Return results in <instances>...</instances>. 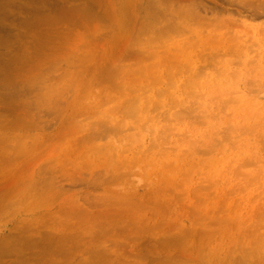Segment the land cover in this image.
Segmentation results:
<instances>
[{"label": "rangeland", "instance_id": "374dc122", "mask_svg": "<svg viewBox=\"0 0 264 264\" xmlns=\"http://www.w3.org/2000/svg\"><path fill=\"white\" fill-rule=\"evenodd\" d=\"M0 5V264H264V0Z\"/></svg>", "mask_w": 264, "mask_h": 264}, {"label": "bare ground", "instance_id": "6f19581e", "mask_svg": "<svg viewBox=\"0 0 264 264\" xmlns=\"http://www.w3.org/2000/svg\"><path fill=\"white\" fill-rule=\"evenodd\" d=\"M0 6H1V5H0ZM194 12H195V11H194ZM184 13L186 14V12H184ZM184 13H183V14H184ZM192 13H193V11H192ZM195 14H196V13H195ZM185 16H187V15H185ZM188 16H189V15H188ZM188 16H187V17H188ZM199 16H200V15H199ZM185 51H186V50H185ZM187 56H188V55H187ZM176 57H177V56H176ZM180 58H181V57H180ZM170 59H171V58H170ZM176 59H179V58H176ZM166 60L168 61L169 59H166ZM172 60H173V59H172ZM174 60H175V59H174ZM175 61H177V60H175ZM181 61H182V60H181ZM181 61H180V62H181ZM180 62H178V63H180ZM175 63H177V62H175ZM156 64H157V63H156ZM186 64H187V62H186ZM175 65H176V64H175ZM173 66H174V65H173ZM174 67H175V66H174ZM189 67H190V66H189ZM180 68H181V67H180ZM176 69H178V68H176ZM184 69H186V68H184ZM195 69H196V68H195ZM182 70H183V69H182ZM182 70L180 69L179 72L181 73ZM148 71H149V70H148ZM184 71H186V70H184ZM195 71H196V70H195ZM197 71H198V70H197ZM190 72H191V71H190ZM192 72H193V71H192ZM147 73H148V72H147ZM150 73L152 74V72H150ZM171 73H172V72H171ZM136 74H137V73H136ZM151 74H150V75H151ZM166 74H167V73H166ZM173 74H174V73H173ZM130 75H131V74H130ZM128 76H129V75H128ZM142 76H143V75H142ZM175 76H176V73H175ZM150 77H151V76H150ZM167 77H168V76H167ZM171 77L173 78L174 75H172ZM188 77L191 78L192 75L190 76V74H189ZM146 78H147V77H146ZM157 78L159 79V77H157ZM190 78H187V79H190ZM133 79H134V78H133ZM137 79H139V78L137 77ZM123 80H124V78H123ZM156 80H157V79H156ZM171 80H172V79H171ZM136 81H137V80H136ZM146 81H147V79H146ZM159 81H160V79H159ZM172 81L174 82L175 80H172ZM172 81H171V82H172ZM184 81H186V79H184ZM190 81H193V80H190ZM195 81H196V82H195L196 84H200V83H198L199 79H198V81H197V80H195ZM207 81H208V80H207ZM151 82H152V81H151ZM154 82H156V81H154ZM186 82H187V81H186ZM199 82H201V80H200ZM152 83H153V82H152ZM159 83H160V82H159ZM167 83H168V82H167ZM175 83H176V82H175ZM192 83H194V82H192ZM201 83H204V84H203L204 86H205V84H206L204 81L201 82ZM208 83H209V81H208ZM150 84H151V83H150ZM157 84H158V83H157ZM160 84H161V83H160ZM171 84H172V83H171ZM171 84H170V85H171ZM210 84H211V82H210ZM147 85H148V84H147ZM175 85H176V84H175ZM185 85H187L186 87L190 86L189 82L185 83ZM212 85H213V84H212ZM128 86H129V85H128ZM148 86H149V85H148ZM181 86H182V85H181ZM181 86H180V88H181ZM193 86H194V88L197 87V86H195V84H194ZM209 86H210V85H209ZM145 87H146V86H145ZM175 87H176V86H175ZM186 87H184V88H186ZM190 87H191V86H190ZM190 87H189V88H190ZM198 87H199V86H198ZM213 87H214V86H213ZM213 87H212V88H213ZM171 88H172V87H171ZM212 88H211V90H213ZM164 89H166V88H164ZM178 89H179V88H178ZM216 89H218V88H216ZM137 90L139 91L140 89H137ZM190 90H191V89H190ZM190 90H189V91H190ZM208 90H209V89H208ZM208 90H207V91H208ZM163 91H164V90H163ZM183 91H184V90H183ZM185 91H187V88H186ZM194 91H195V90H194ZM204 91H205V90H204ZM213 91H214V90H213ZM216 91H217V90H216ZM143 92H144V91H143ZM164 92H165V91H164ZM187 92H188V91H187ZM187 92H184V93H187ZM196 92H198V91H196ZM214 92H215V91H214ZM131 93H133V92H131ZM161 93H163V92H161ZM182 93H183V92H182ZM190 93H191V92H190ZM199 93H201V92H199ZM204 93H205V92H204ZM215 93H216V92H215ZM143 94H144V93H143ZM196 94H197V93H195V95H196ZM206 94H207V93H206ZM211 94H212V93H211ZM220 94H221V93H220ZM220 94H219V95H220ZM184 95H186V94H184ZM188 95H189V93H188ZM221 95H222V94H221ZM206 96H210V95L207 94ZM215 96H216V94H215ZM187 97H188V96H187ZM189 97H190V96H189ZM197 97H198V94H197ZM200 98H202V95H201ZM208 98H209V97H208ZM210 98H211V97H210ZM217 98H218V97L216 96V99H217ZM145 99H146V98H145ZM212 99H213V97H212ZM212 99H211V100H212ZM214 99H215V97H214ZM214 99H213V100H214ZM220 99H221V98H220ZM175 100H176V99H175ZM190 100H191V99H190ZM198 100H199V99H198ZM211 100H210L209 102H211ZM135 101H136V98H135ZM155 101H156V100H155ZM196 101H197V100H196ZM218 101H219V100H218ZM125 102H126V101H125ZM157 102H159V100H157ZM169 102H170V101H169ZM171 102H172V101H171ZM177 102H178V101H177ZM198 102H199V101H198ZM198 102H197V103H198ZM209 102H208V104H209ZM136 103H137V101H136ZM178 103H179V102H178ZM193 103H194V102H193ZM200 103H201V102H200ZM123 104H124V103H123ZM220 104H221V103H220ZM224 104H225V103H224ZM152 105H153V104H152ZM159 105H160V103H159ZM201 105H202V104H201ZM124 106H125V105H124ZM161 106H162V104H161ZM182 106H183V105H182ZM197 106H198V105H197ZM221 106H222V105H221ZM224 106H225V105H224ZM159 107H160V106H159ZM162 107H163V106H162ZM200 107H201V106H200ZM156 108H158V107H154L153 109H156ZM217 108H218V105H217ZM130 110H131V109H130ZM156 110H157V109H156ZM186 110H188V109H186ZM195 110H196V109H195ZM135 111H137V110L135 109ZM181 111H182V110H181ZM181 111H180V112H181ZM112 112H113V110H112ZM127 112H128V111H127ZM129 112H132V111H129ZM133 112H134V109H133ZM137 112H138V111H137ZM137 112H136V113H137ZM142 112H144V111H142ZM153 112H154V111H153ZM182 112L185 113V112H187V111L184 110V111H182ZM188 112H189V110H188ZM188 112H187V113H188ZM183 113H182V114H183ZM125 114H126V113H125ZM128 114H129V113H128ZM128 114H126V115L128 116ZM134 114H135V113H134ZM134 114H132V115L134 116ZM137 114H138V113H137ZM150 114H151V113H150ZM152 114H153V113H152ZM177 114H178V113H177ZM177 114H176V115H177ZM185 114H186V113H185ZM226 114H227V113H226ZM231 114H232V112H231ZM126 115H124V116H126ZM148 115H149V114H148ZM156 115H157V114H156ZM176 115H175V116H176ZM186 115H188V114H186ZM186 115H185V116H186ZM227 115H228V114H227ZM127 116H126V118H128ZM138 116H139V115H138ZM179 116H180V115H179ZM155 117H156V116H155ZM168 117H169V114H168ZM186 117H187V116H186ZM132 118H134V117H132ZM159 118H160V117H159ZM162 118H163V117H162ZM176 118H178V117H176ZM179 118H180V117H179ZM135 119H137V118L135 117ZM157 119H158V118H157ZM182 119H183V118H182ZM182 119H181V120H182ZM148 120H149V119H148ZM167 120H168V119H167ZM170 120H171V119H170ZM170 120H168V121L170 122ZM174 120H175V119H174ZM176 120H177V119H176ZM227 120H228V119H227ZM229 120H230V119H229ZM121 121H122V120H121ZM157 121H158V120H157ZM178 121H180V120H178ZM97 122H98V121H97ZM99 122H100V121H99ZM101 122H102V121H101ZM104 122H105V120H104ZM158 122H159V121H158ZM171 122H173V121H171ZM175 122H177V121H175ZM180 122H182V121H180ZM183 122H184V121H183ZM227 122H228V121H227ZM118 123H119V122H118ZM118 123H117V124H118ZM124 123H125V122H124ZM124 123H123V126L125 125ZM136 123H137V121H136ZM146 123H147V122H146ZM159 123H160V122H159ZM162 123H163V122H162ZM194 123H195V122H194ZM206 123H207V121H206ZM98 124H99V123H98ZM163 124H164V123H163ZM168 124H169V123H168ZM171 124H172V123H171ZM177 124H178V123H177ZM103 125H104V124H103ZM106 125H107V123H106ZM109 125H110V124H109ZM190 125H191V123H190ZM239 125H240V124H239ZM107 126H108V125H107ZM107 126H106V127H107ZM111 126H112V125H111ZM123 126H122V127H123ZM130 126H133V125H130ZM142 126H144V125H142ZM145 126H146V125H145ZM145 126H144V127H145ZM147 126H148V125H147ZM170 126H171V125H170ZM197 126H198V125H197ZM108 127H109V126H108ZM108 127H107V128H108ZM134 127H136V126H134ZM164 127H166V124H165ZM187 127H188V126H187ZM230 127H231V126H230ZM110 128H111V127H110ZM113 128H114V127H113ZM115 128H116V127H115ZM118 128H119V127H118ZM146 128H147V127H146ZM146 128H145V131H146ZM169 128H170V127H169ZM185 128H186V127H185ZM191 128H192V127H191ZM222 128H223V127H222ZM237 128H238V127H237ZM240 128H241V126H240ZM133 129H134V128H133ZM162 129H163V127H162ZM175 129H176V127H175ZM175 129H174V130H175ZM180 129H181V128H180ZM189 129H190V128H189ZM192 129H193V128H192ZM196 129H198V128H196ZM105 130H106V129H105ZM105 130H104V131H105ZM111 130H112V129H111ZM118 130H119V129H118ZM120 130H121V129H120ZM120 130H119V131H120ZM147 130H148V128H147ZM174 130H173V132H174ZM99 131H101V130H99ZM124 131H125V130H124ZM153 131H154V130H153ZM160 131H162V130L160 129ZM160 131H159V132H160ZM190 131H191V130H190ZM196 131H197V130H196ZM106 132H109V131L106 130ZM113 132H114V131H113ZM160 133H161V132H160ZM245 133H246V132H245ZM103 134H104V133H103ZM175 134H176V133H175ZM186 134H187V133H186ZM211 134H212V133H211ZM105 135H106V134H105ZM184 135H185V134H184ZM188 135H190V134H188ZM206 135H208V134H206ZM206 135H205V136H206ZM130 136H131V135H130ZM136 136H137V135H136ZM136 136H135V137H136ZM138 136H139V135H138ZM223 136H224V135H223ZM125 138H126V137H125ZM128 138H129V137H128ZM160 138H161V137H160ZM164 138H165V137H164ZM186 138H187V137H186ZM137 139H138V138H137ZM151 139H152V138H151ZM169 139H170V138H169ZM169 139H168V140L165 139V140L169 142ZM195 139H196V138H195ZM130 140H132V139L130 138L129 141H130ZM224 140H225V139H224ZM129 141H128V142H129ZM195 141H196V140H195ZM132 142L134 143V140H133ZM132 142H131V143H132ZM160 142H161V141H160ZM189 142H190V141H189ZM218 142H219V141H218ZM152 143H153V141H152ZM163 143H164V142H163ZM192 143H194V142H192ZM192 143H190V144H192ZM199 143H200V142H199ZM205 143H206V142H205ZM153 144H154V143H153ZM220 144H221V143H220ZM220 144H218V145H220ZM142 145H143V144H142ZM149 145H150V144H149ZM151 145H152V144H151ZM128 146H129V145H128ZM130 146H131V145H130ZM155 146H158V144L155 145ZM207 146H208V145H207ZM214 146H215V144H214ZM216 146H217V144H216ZM151 147H152V146H151ZM124 148H126V147H124ZM124 148H123V149H124ZM153 148H154V146H153ZM195 148H196V147H195ZM209 148H210V147L208 146V150H209ZM215 148H216V147H215ZM215 148H214V149H215ZM149 149H150V147H148V151H149ZM198 149H200V148H198ZM205 149H206V148H205ZM210 149H211V148H210ZM150 150H151V149H150ZM186 150H187V149H186ZM196 150H197V149H196ZM125 151H127V150H125ZM173 151H175V150H173ZM181 151H182V150H181ZM211 151H213V149H211ZM121 152H122V151H121ZM123 152H124V151H123ZM138 152L141 153V151H138ZM196 152H197V151H196ZM197 153H198V152H197ZM138 154H139V153H138ZM158 154H159V153H158ZM163 154H164V153H163ZM144 155H145V151H144ZM155 155H156V154H155ZM165 155H166V154H164V156H165ZM230 155H231V154H230ZM149 156H150V155H149ZM149 156H147V158H148ZM183 156H184V155H183ZM142 157L144 158L143 155H142ZM156 157H157V156H156ZM180 157H181V156H180ZM136 158H137V157H136ZM138 158L141 159V156L138 157ZM201 158H202V156H201ZM145 159H146V155H145ZM204 159H205V158H204ZM137 161H138V160H137ZM139 161H140V160H139ZM142 161H143V160H141V162H142ZM199 161H200V160H199ZM201 162H202V161H201ZM171 163L174 165L173 162H171ZM187 163H188V162H187ZM196 163H197V162H196ZM188 164H189V163H188ZM199 164H200V163H199ZM168 165L170 166L171 164L169 163ZM173 165H172V166H173ZM191 165H192V164H191ZM193 165H194V164H193ZM147 166H148V165H147ZM150 166H151V165H150ZM172 166H171V167H172ZM194 166H195V165H194ZM194 166H193V167H194ZM195 167H196V166H195ZM195 167H194V168H195ZM172 168H175V166H173ZM190 168H191V167H190ZM146 169H147V168H146ZM188 169H189V168H188ZM171 170H172V169H171ZM184 170H185V169H184ZM186 170H187V169H186ZM186 170H185V172H186ZM189 170H191V169H189ZM192 170H193V168H192ZM175 172H176V171H175ZM185 172H184V173H185ZM186 173H188V172H186ZM205 173H206V172H205ZM191 174H192V172H191ZM191 174H190V175H191ZM146 175H147V174H146ZM151 175H152V174H151ZM160 175H161V173H160ZM147 176H148V175H147ZM164 176H165V175H164ZM185 176H186V175H185ZM168 178H169V177H168ZM168 178H167V179H168ZM178 178H179V177H178ZM163 179H164V178H163ZM169 180H170V178H169ZM171 180H172V179H171ZM182 181H184V180H182ZM179 183H180V182H179ZM182 183H183V182H182ZM158 184H160V183H158ZM161 184H162V183H161ZM174 184H175V183H174ZM180 184H181V183H180ZM189 184H190V183H189ZM214 184H215V182H214ZM224 184H225V183H224ZM169 185H170V184H169ZM178 185H179V184H178ZM181 185L184 186V184H181ZM186 187H187V186H186ZM222 190H223V189H222ZM243 190H245V189H243ZM220 192H221V191H220ZM253 193H254V192H253ZM219 194H220V193H219ZM223 199H224V198H223ZM239 223H240V222H239ZM239 225H240V224H239ZM252 242H253V241H252ZM222 249H223V248H222ZM251 249H252V248H251ZM252 250L254 251V250H255V247H254ZM252 250H251V251H252ZM251 251H250V252H251ZM254 252H255V251H254ZM210 253H211V252H210ZM214 253H215V252H214ZM248 253H249V252H248ZM252 254H253V253H252ZM249 256H250V254H249ZM253 258H254V257H253Z\"/></svg>", "mask_w": 264, "mask_h": 264}]
</instances>
